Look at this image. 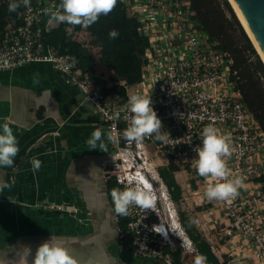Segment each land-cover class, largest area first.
Listing matches in <instances>:
<instances>
[{
    "label": "built area",
    "instance_id": "2783aa9c",
    "mask_svg": "<svg viewBox=\"0 0 264 264\" xmlns=\"http://www.w3.org/2000/svg\"><path fill=\"white\" fill-rule=\"evenodd\" d=\"M117 1L136 18L138 34L147 42L141 77L135 83L118 81L122 92H105L110 86H101L80 68L74 54L45 42V34L58 24L49 22L44 9L58 6L59 0H30V7L19 8L17 24L9 25L0 39V71L30 63L50 65L83 95L94 124L105 135L122 134L127 127L125 106L130 94L151 96L162 131L169 133L174 145L153 138L129 144L121 138L117 144L108 143L106 153L113 188L150 183L156 196L154 211L145 213L132 206L129 215L121 217L127 223L125 230L119 228L120 237L130 252L163 264H174L175 249L180 251L179 264H193L199 254L193 247L195 255L187 257L182 248L186 249L183 239L189 237L182 236L181 228L172 229L180 222L159 169L173 164L188 174L193 209H201L205 225L215 233V241H207L218 264H264V180H259L264 176V130L242 99L229 53L201 28L190 0ZM90 40L88 33L77 34V41L98 56L100 48ZM208 125L231 136L233 153L226 158L227 167L232 177L243 178L232 201L206 200L203 191L211 178L200 177L193 166L199 134ZM160 211L167 217H160ZM158 228L167 231V238L157 233Z\"/></svg>",
    "mask_w": 264,
    "mask_h": 264
},
{
    "label": "crops",
    "instance_id": "0c3cea01",
    "mask_svg": "<svg viewBox=\"0 0 264 264\" xmlns=\"http://www.w3.org/2000/svg\"><path fill=\"white\" fill-rule=\"evenodd\" d=\"M78 33L87 35L84 30ZM94 121L83 95L50 65L30 63L0 71V125L12 128L19 145L14 165L0 169V177L12 185L0 192V264H21L24 247L34 255L37 245L52 234L64 240L79 264H159L133 254L122 243L105 197L98 166L101 150L86 144L98 129ZM33 157L42 162L38 171L32 170ZM184 172L174 171L173 177L180 189L186 186L190 192ZM95 185L101 189V209H94ZM71 204L77 215L59 210ZM195 222L205 240L214 242L215 233L205 220Z\"/></svg>",
    "mask_w": 264,
    "mask_h": 264
},
{
    "label": "clouds",
    "instance_id": "9594fccd",
    "mask_svg": "<svg viewBox=\"0 0 264 264\" xmlns=\"http://www.w3.org/2000/svg\"><path fill=\"white\" fill-rule=\"evenodd\" d=\"M116 4L117 0H59L58 6L44 9V15L48 16L49 22L67 23L87 28L97 23L101 15H108ZM30 6V0H9L8 11L15 12L21 7ZM118 35L115 29H111L108 33L109 38L113 40ZM152 103L151 96L130 94L125 106L127 127L122 134L113 135L109 132L105 136L103 130L96 129L86 140L88 149L107 152L108 143L117 144L121 138L129 144L143 143L145 138H153L164 145H174L170 143L169 133L162 131V122L152 107ZM199 139L200 145L194 149L197 155L193 160V166L200 177L211 178L204 188V198L208 201L234 200L239 195L243 178L232 177L227 167L226 158H230L233 153L231 136L221 134L214 126L208 125L200 132ZM18 153V140L12 128L7 123L0 125V169L12 167ZM30 163L33 171H38L42 166V162L35 157ZM11 187L10 183L0 177V192ZM110 196L112 214L119 217L128 216L132 206L146 213L147 210L154 211L156 205V196L150 183H144L142 186H129L124 190L113 188ZM103 206L101 203L100 207ZM190 223L194 224L195 221L192 220ZM157 233L167 238V231L158 228ZM188 251H193V248L189 246ZM29 256L32 257L31 264H79V261L69 254L64 240L55 234L38 244L34 255L30 247H24L21 264H29ZM206 260V256L197 254L193 264H206Z\"/></svg>",
    "mask_w": 264,
    "mask_h": 264
},
{
    "label": "trees",
    "instance_id": "16d2710c",
    "mask_svg": "<svg viewBox=\"0 0 264 264\" xmlns=\"http://www.w3.org/2000/svg\"><path fill=\"white\" fill-rule=\"evenodd\" d=\"M190 2L201 28L206 30L210 38L218 43L219 49L229 53L232 59V68L236 71L237 85L242 99L255 114L264 130V91L258 78L252 73L242 48L235 45L232 35L228 33L226 24L228 20L216 5L215 0H190ZM8 3L9 0H0V39L7 32L6 25L17 24L18 22L17 13L19 9L15 12H9ZM69 26L67 23L58 24L45 34V42L62 53L74 54L77 57L78 66L99 81L101 86L108 84L109 81L112 82L105 92H122L123 87L117 83L118 81L126 80L128 83H135L140 79L142 66L145 62L143 51L147 42L144 37L138 34L136 18L128 13L122 3L117 1L115 8L108 15H101L98 22L90 27L85 28L76 25L72 26L69 31ZM81 29H85L91 37L90 44L100 48L97 59L112 72V76L108 80H100L96 77L95 67L91 62L95 60L93 53L73 38V34ZM111 29H115L119 33L114 40L108 36ZM174 171H178V168L173 164L159 169V174L169 189L172 200L177 199L181 194L180 186L173 177ZM259 180H264V176ZM114 184L113 180L108 183L109 188H112ZM179 219L196 251L206 256V263L218 264L205 238L199 232H190L189 229L192 227H186V222L181 215H179ZM126 223V218L119 217L118 226L121 230H125ZM171 254L174 258V264H179L180 251L175 249Z\"/></svg>",
    "mask_w": 264,
    "mask_h": 264
},
{
    "label": "rangeland",
    "instance_id": "374dc122",
    "mask_svg": "<svg viewBox=\"0 0 264 264\" xmlns=\"http://www.w3.org/2000/svg\"><path fill=\"white\" fill-rule=\"evenodd\" d=\"M216 5H218L219 9L222 11V13L224 14L225 18L228 20V22H226L227 24V31L228 33H230L233 37V40L235 41V45L238 48H242L243 50V54L245 55L246 59H247V63L252 71V73L255 75V77L258 78L261 88L264 91V64L261 61L255 47L253 46V44L251 43L250 39L248 38L247 34L245 33L243 27L241 26L239 20L237 19L230 3L228 0H215ZM7 26V25H6ZM8 27V26H7ZM72 29V25L69 26V31ZM86 31L85 29H81ZM83 33V31H82ZM77 34L74 33L73 37H75ZM102 54H104V52H102ZM92 60V58H90ZM94 64L95 67V71H96V77L100 80H108L110 78V76H112V72L109 71L105 66H103L100 63V60L98 61L97 59H95V61H91ZM152 159V156H151ZM185 173V172H184ZM182 176L181 177V182L183 181V176L185 174H183V172L181 173ZM184 181L189 182V179L186 180V178H184ZM182 192H184V194H180L177 199L172 201V205L175 208V216H177V218H179V215H181L184 219V221L186 222L185 225L186 227H192L190 228V232L194 233V232H199L203 237V231L200 228V226H197L196 222L194 224L190 223V221L194 220L197 221L199 220H205V218L200 215V211L201 209H193L194 206V198H192V194L189 192V190L186 189V186H184V189H182ZM184 197H187L188 199L185 200L183 199ZM165 208V207H164ZM165 210V209H164ZM160 217H167V215H165V211H160L159 212ZM163 219V218H162ZM180 222V220H179ZM176 225V224H175ZM173 231H179V229H183L184 234H182V236H187V234L185 233L184 228L182 227L181 223H179V226H172ZM196 230V231H195ZM178 234V233H177ZM176 234V235H177ZM121 235V233H120ZM189 239H183V243L186 245V249L182 248V250L184 252H186V256L189 258H192L195 253L193 251H188L189 246H191L192 248L194 247L192 243L188 242ZM174 246H179L178 241L174 240Z\"/></svg>",
    "mask_w": 264,
    "mask_h": 264
},
{
    "label": "water",
    "instance_id": "95a60500",
    "mask_svg": "<svg viewBox=\"0 0 264 264\" xmlns=\"http://www.w3.org/2000/svg\"><path fill=\"white\" fill-rule=\"evenodd\" d=\"M264 54V0H234Z\"/></svg>",
    "mask_w": 264,
    "mask_h": 264
},
{
    "label": "flooded vegetation",
    "instance_id": "af4514ba",
    "mask_svg": "<svg viewBox=\"0 0 264 264\" xmlns=\"http://www.w3.org/2000/svg\"><path fill=\"white\" fill-rule=\"evenodd\" d=\"M108 148H109V144H108ZM106 153L107 152L101 151V153L99 155L98 166H99L100 171H101V176H102V178L104 180L105 197H106L107 203L109 204L110 209L112 210L110 192L113 189V187L109 188L108 183H110L113 179H112L110 173L108 172V168L106 167L107 166V164H106ZM94 191L96 192L95 198H94L95 199L94 200V209H97L98 207L101 209L102 207H100V204L103 203V202L99 200L98 195H97L98 191L100 193L101 189H100L99 186L95 185ZM105 206H106V204H105ZM59 210L62 211V213H66L67 215H74L75 216V215H77V213H79L77 208L72 206V204L71 205H66L64 207H60L59 206ZM95 211L97 213V210H95ZM118 220H119V217L115 216V222H116V225H117V227L119 229ZM157 262L159 264H163V263H161L159 261H157Z\"/></svg>",
    "mask_w": 264,
    "mask_h": 264
},
{
    "label": "bare ground",
    "instance_id": "6f19581e",
    "mask_svg": "<svg viewBox=\"0 0 264 264\" xmlns=\"http://www.w3.org/2000/svg\"><path fill=\"white\" fill-rule=\"evenodd\" d=\"M231 7L233 8V11L235 13V15L237 16L239 22L241 23L243 29L245 30L246 34L248 35L249 39L251 40L253 46L255 47L259 57L261 58L262 62L264 63V54L262 53V51L260 50L258 44L256 43V40L254 39V36L250 30V28L248 27V25L246 24L244 18L242 15H240L239 11H238V6L236 5L234 0H228ZM177 234V233H176ZM179 234V233H178Z\"/></svg>",
    "mask_w": 264,
    "mask_h": 264
}]
</instances>
